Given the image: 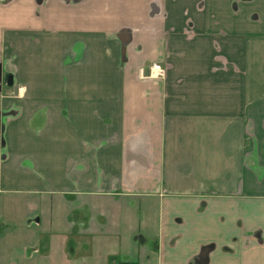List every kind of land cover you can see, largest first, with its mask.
<instances>
[{"label":"crops","instance_id":"crops-1","mask_svg":"<svg viewBox=\"0 0 264 264\" xmlns=\"http://www.w3.org/2000/svg\"><path fill=\"white\" fill-rule=\"evenodd\" d=\"M120 263L264 264V0H0V264Z\"/></svg>","mask_w":264,"mask_h":264},{"label":"flooded vegetation","instance_id":"flooded-vegetation-1","mask_svg":"<svg viewBox=\"0 0 264 264\" xmlns=\"http://www.w3.org/2000/svg\"><path fill=\"white\" fill-rule=\"evenodd\" d=\"M166 75V70L163 69L160 65H152L150 68V75L151 78H162Z\"/></svg>","mask_w":264,"mask_h":264},{"label":"water","instance_id":"water-1","mask_svg":"<svg viewBox=\"0 0 264 264\" xmlns=\"http://www.w3.org/2000/svg\"><path fill=\"white\" fill-rule=\"evenodd\" d=\"M13 80H14L13 76H9V78H8V85L9 86L13 85Z\"/></svg>","mask_w":264,"mask_h":264},{"label":"trees","instance_id":"trees-1","mask_svg":"<svg viewBox=\"0 0 264 264\" xmlns=\"http://www.w3.org/2000/svg\"><path fill=\"white\" fill-rule=\"evenodd\" d=\"M111 261L112 263L117 262L116 259H112ZM120 264H124V263H120Z\"/></svg>","mask_w":264,"mask_h":264},{"label":"rangeland","instance_id":"rangeland-1","mask_svg":"<svg viewBox=\"0 0 264 264\" xmlns=\"http://www.w3.org/2000/svg\"><path fill=\"white\" fill-rule=\"evenodd\" d=\"M162 78H166V75L164 77H162Z\"/></svg>","mask_w":264,"mask_h":264}]
</instances>
